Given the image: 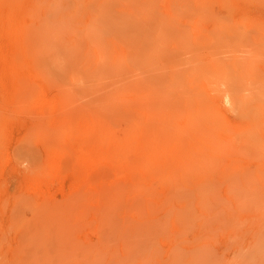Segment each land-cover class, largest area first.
Here are the masks:
<instances>
[{"label":"rangeland","instance_id":"1","mask_svg":"<svg viewBox=\"0 0 264 264\" xmlns=\"http://www.w3.org/2000/svg\"><path fill=\"white\" fill-rule=\"evenodd\" d=\"M0 264H264V0H0Z\"/></svg>","mask_w":264,"mask_h":264}]
</instances>
